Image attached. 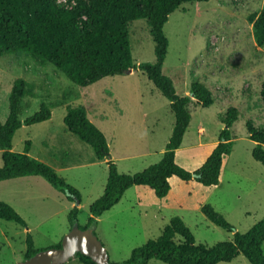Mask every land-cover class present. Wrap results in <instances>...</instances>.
<instances>
[{"label": "rangeland", "instance_id": "1", "mask_svg": "<svg viewBox=\"0 0 264 264\" xmlns=\"http://www.w3.org/2000/svg\"><path fill=\"white\" fill-rule=\"evenodd\" d=\"M56 3L68 8L75 4L69 0ZM261 12L264 0H210L185 3L169 16L164 27L169 48L163 74L172 80L178 96H190L192 82H199L214 100L209 107L191 100V121L177 150L180 166L196 169V158L206 157L225 128L220 116L234 108L238 118L231 128L232 149L224 157L218 185L175 181L166 204L149 188L139 192L132 187L118 206L98 218L95 234L110 262L128 260L134 249L160 237L174 217L182 219L197 244L232 241V233L201 212L207 204L241 234L264 218V166L252 157L256 144L248 134L249 125L264 130V47L257 46L248 20ZM128 35L135 65L154 63L155 43L147 22H131ZM20 79L27 89L20 119L34 115L42 103L50 107L51 118L19 129L12 140L13 151L23 153L29 142V156L41 159L80 193L81 227L91 216L90 206L103 194L109 171L107 160L93 161V149L68 131L64 118L69 109L86 110L91 123L105 135L110 159L120 174L132 175L161 161L175 117L170 102L139 69L81 87L32 54H5L0 59L1 122L8 118L9 96ZM77 160L82 162L80 166L60 170V165ZM2 165L0 151V168ZM0 202L13 207L26 223L23 227L0 219V264L24 261L28 234L38 250L57 246L71 230L69 213L77 207L45 179L34 176L1 182ZM262 249L264 252V243ZM66 264L80 263L71 259ZM149 264L165 263L152 260ZM219 264L250 263L240 255L231 263Z\"/></svg>", "mask_w": 264, "mask_h": 264}, {"label": "trees", "instance_id": "2", "mask_svg": "<svg viewBox=\"0 0 264 264\" xmlns=\"http://www.w3.org/2000/svg\"><path fill=\"white\" fill-rule=\"evenodd\" d=\"M71 7L60 6L56 0H0V59L9 53H29L51 64L71 82L81 87L91 86L107 77L130 75L139 69L170 102L175 124L159 163L144 171L120 174L110 159L105 135L87 117L82 107L69 109L64 123L68 131L89 145L97 161L107 160L108 179L103 194L90 206L86 226L78 224L80 193L60 178L45 163L29 156L30 143L25 151H13L12 140L23 126L46 122L51 118L50 107L42 103L40 110L24 121L20 119L22 100L27 93L26 83L16 80L9 96V115L0 121V151L3 165L0 182L18 177L39 176L61 192L69 202H79L69 213L70 228H91L95 231L98 218L116 206L125 192L135 186H147L159 199L171 190L169 179L176 176L181 181H195L205 187L219 184L223 159L231 153V128L238 118L236 109H228L220 121L225 128L218 143L198 169L189 171L176 162V151L181 147L191 121L189 106L195 99L203 107L213 105L210 90L199 82H192L190 96L177 95L174 84L162 72L169 42L164 27L169 16L185 3H207L210 0H69ZM145 20L155 43L154 63L135 65L133 61L129 24ZM253 25L258 47H264V12L248 17ZM264 99V83L262 85ZM250 139L256 144L252 150L255 161L264 166V130L248 126ZM205 217L217 227L233 234L232 241L213 246L197 244L181 218L174 217L160 237L134 249L128 260L110 264H149L157 260L165 264H219L231 263L242 255L250 264H264V218L247 233L236 231L228 221L207 204L201 207ZM0 219L15 222L23 227V218L7 203L0 202ZM180 237L181 240L176 241ZM24 260L41 251L35 248L30 234ZM61 242L54 248H60ZM1 252V246H0ZM81 264H95L89 257L77 254Z\"/></svg>", "mask_w": 264, "mask_h": 264}, {"label": "water", "instance_id": "3", "mask_svg": "<svg viewBox=\"0 0 264 264\" xmlns=\"http://www.w3.org/2000/svg\"><path fill=\"white\" fill-rule=\"evenodd\" d=\"M77 254L89 257L95 264H110L107 249L95 231L91 228L80 229L78 226L72 227L63 237L60 248L41 250L20 264H66L75 259Z\"/></svg>", "mask_w": 264, "mask_h": 264}, {"label": "crops", "instance_id": "4", "mask_svg": "<svg viewBox=\"0 0 264 264\" xmlns=\"http://www.w3.org/2000/svg\"><path fill=\"white\" fill-rule=\"evenodd\" d=\"M217 145V143L216 144H214L212 147H211V149H210V152L209 153H207V155H206V157L204 158V159H202V160H199V158H196V160H195V162H196V165H195V167H196V169L197 168H199L200 166H202L203 165V163L206 161V159L208 158V156L211 154V152L213 151V149L215 148V146ZM79 148H82L81 146H79ZM30 150H31V148H30ZM30 150H29V153L28 154H30ZM79 151H81V149H78ZM31 157V156H30ZM37 159V158H36ZM39 160H41V159H39ZM94 160H96V159H93V161ZM42 161V160H41ZM176 162L180 165V164H183V163H181V162H179L178 161V154H177V151H176ZM72 164H75V165H72ZM78 164V165H77ZM82 164V162L80 163V161H74V162H72V163H68V164H62V165H60L59 167H61L60 168V170H64V169H68V168H71V167H77V166H80ZM223 164H224V159H223ZM182 166V165H181ZM183 166H185V165H183ZM223 166V165H222ZM195 169V170H196ZM222 170V169H221ZM28 177V176H27ZM34 177H39V176H34ZM18 178H21V177H18ZM16 179V178H15ZM6 181H8V180H6ZM175 181H178V182H180L181 183V180L179 179V178H177L176 176H173V177H171L170 179H169V182H170V185H171V190L169 191V194L165 197V198H163V199H158V201H161V203H167L168 202V200L170 199V197L172 196V194H173V191H174V188H173V182H175ZM1 182H5V181H1ZM0 182V183H1ZM189 182H191V181H189ZM182 183H185L184 181H182ZM149 187H147V186H135V189L137 190V191H143V190H147ZM131 189V188H130ZM129 189V190H130ZM150 189V188H149ZM129 190H127L125 193H127ZM154 193L151 189H150V193ZM125 195V194H124ZM124 197V196H123ZM123 197H122V199H121V201L123 200ZM157 199V198H156ZM121 201L116 205V206H118L120 203H121ZM116 206H114V207H116ZM243 257V256H242ZM237 258H239V257H237ZM76 260V259H75ZM77 261V260H76ZM234 261V260H233ZM78 262V261H77ZM79 263V262H78ZM81 264V263H80Z\"/></svg>", "mask_w": 264, "mask_h": 264}]
</instances>
